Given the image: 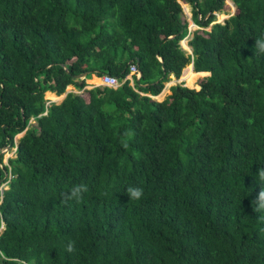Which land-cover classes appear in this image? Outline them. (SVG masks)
I'll return each instance as SVG.
<instances>
[{
    "label": "trees",
    "instance_id": "obj_1",
    "mask_svg": "<svg viewBox=\"0 0 264 264\" xmlns=\"http://www.w3.org/2000/svg\"><path fill=\"white\" fill-rule=\"evenodd\" d=\"M229 1L0 0V264H264V212L250 203L264 167V0ZM181 3L201 28L192 56ZM132 64L143 94L181 72L190 84L161 102L128 81L86 89ZM68 86L47 106L45 92ZM3 148H15L5 164ZM80 184L82 200L65 203Z\"/></svg>",
    "mask_w": 264,
    "mask_h": 264
},
{
    "label": "clouds",
    "instance_id": "obj_2",
    "mask_svg": "<svg viewBox=\"0 0 264 264\" xmlns=\"http://www.w3.org/2000/svg\"><path fill=\"white\" fill-rule=\"evenodd\" d=\"M230 6H232V4ZM192 24H194L193 21H192ZM195 31H193V33ZM193 33H192V36H193ZM183 40H185V37ZM254 49H255V51L259 52L260 54H264V38L255 40ZM144 96H147V97H150L151 99H154L153 98L154 96L152 97L151 95H148V94H144ZM51 103H53V102H51ZM126 135H128V134H126ZM124 146L127 147V144L125 143ZM8 149H10V148H8ZM257 178L260 182L259 185L261 186V188H260V191L255 194L254 198L251 200L250 203H251L252 210L254 212H264V167H262L258 170ZM85 192H87V186L86 185H84V184L75 185L68 192L62 193V198H63V201L65 203H68L70 201L79 202L80 200H82L83 194ZM127 196L129 197L130 200H133V201L140 200L143 196V189L136 188V187H129L127 189ZM5 230H6V224L3 221V219L0 218V232H3ZM74 250H75V242L69 241L66 245V251L68 253H72ZM0 256H3V253H0ZM16 264H25V262L23 260H19L16 262Z\"/></svg>",
    "mask_w": 264,
    "mask_h": 264
},
{
    "label": "rangeland",
    "instance_id": "obj_3",
    "mask_svg": "<svg viewBox=\"0 0 264 264\" xmlns=\"http://www.w3.org/2000/svg\"><path fill=\"white\" fill-rule=\"evenodd\" d=\"M179 3H180V1H179ZM226 4H228L229 6L232 4L230 1H228V0H226V2H225ZM181 5H182V9H183V13H184V16H185V19H186V21H187V24H188V27H190L191 26V23H192V12H191V7L188 5H185V4H182L181 3ZM185 8L187 9V10H185ZM232 9L230 8L229 9V11L227 12V13H216L215 14V22L214 23H220V24H223L224 23V21L226 20V19H228V17H230L231 15H232ZM219 15H224V17H223V19L221 20V21H219L218 20V17H219ZM193 27H191V29H192ZM201 28H198V29H196V30H200ZM207 30H209V27L208 28H206ZM193 30V29H192ZM191 38H192V35L191 36H189L188 37V40H182L181 42H180V47H181V49L183 50V49H186L187 48V46H189L188 45V43H189V41L191 40ZM182 43H184L185 45H186V47H183V45H182ZM190 65V64H189ZM191 66V65H190ZM189 66V67H190ZM181 75H182V72H181ZM181 75H180V77H179V79H176L174 76H171L170 77V80L168 81V82H165L164 83V86H163V89H162V91H161V93L158 95V96H152L156 101H158V102H161V101H163L166 97H168L170 94H171V91H170V88L171 87H173V86H176V85H179V84H182L184 87H186V86H188L189 84H187V85H185V83H184V81L182 80H180V78H181ZM206 76V74L205 75H200V76H198L197 77V79H196V81H195V86H197L196 88H194V89H198V82H199V80L200 79H202L203 77H205ZM137 79V78H136ZM91 80V78L90 79H87L86 80V84H87V86L88 87H90V88H86L87 90L88 89H91L92 87H94V86H96L97 85V83L96 84H90L89 83V81ZM192 82V81H191ZM187 88H189V87H187ZM193 89V88H192ZM77 93V90L73 87V86H69V88L67 89H65V91H64V93L63 94H61V95H58V97H60L59 98V100H57V101H52V100H50L49 99V96H50V94L49 93H47L46 94V92L44 93V100L46 101V104L48 105V104H50L51 102H53V103H59L64 97H65V95L67 94V93ZM57 96V95H56ZM34 126V121L33 120H31L30 121V126H29V128H31V127H33ZM21 137V134L20 135H17V136H15V139H14V141H18V139ZM3 156H2V159H3V163L5 164L6 162H7V160L9 159V158H13L14 157V155H15V151L14 150H12V149H8V148H3ZM1 186H0V190H1Z\"/></svg>",
    "mask_w": 264,
    "mask_h": 264
},
{
    "label": "built area",
    "instance_id": "obj_4",
    "mask_svg": "<svg viewBox=\"0 0 264 264\" xmlns=\"http://www.w3.org/2000/svg\"><path fill=\"white\" fill-rule=\"evenodd\" d=\"M179 1H181V0H177V2H179ZM191 27H193L192 28L193 30L191 29ZM198 28H199L198 26L191 23V26L188 27V32H187V35L185 37V40H188V37L191 36L193 31H195ZM134 75H136L137 79L140 78V72L138 71L137 65L132 64L129 67L128 75L122 81H119L117 78H115L113 76L101 75L100 77H98V85H96L94 87L101 86V87H108V88L116 89V88L120 87L122 84H124L126 81H128L129 86L132 87L135 92L139 93L141 96H144V94L138 92L134 88V80L132 78ZM47 106H49V104ZM12 150L15 151V148ZM1 153L3 154V151H1Z\"/></svg>",
    "mask_w": 264,
    "mask_h": 264
},
{
    "label": "crops",
    "instance_id": "obj_5",
    "mask_svg": "<svg viewBox=\"0 0 264 264\" xmlns=\"http://www.w3.org/2000/svg\"><path fill=\"white\" fill-rule=\"evenodd\" d=\"M185 5H187L188 6V4H185ZM183 51L185 52V54L188 56V55H190V56H192V50H191V48L189 47V46H187V48L186 49H183ZM190 65H191V68H192V70H193V59H191V62H190ZM190 68V67H189ZM194 72V71H193ZM200 73H202V72H200ZM91 80L93 79V78H96L97 80H98V77L97 76H95L94 74L93 75H91ZM90 82V81H89ZM91 84V83H90ZM97 85H98V83H97ZM193 85V84H192ZM191 86V85H190ZM69 87V86H68ZM86 88H90V87H88V86H86ZM48 93H50V94H54V95H56L55 93H51V92H48Z\"/></svg>",
    "mask_w": 264,
    "mask_h": 264
},
{
    "label": "water",
    "instance_id": "obj_6",
    "mask_svg": "<svg viewBox=\"0 0 264 264\" xmlns=\"http://www.w3.org/2000/svg\"><path fill=\"white\" fill-rule=\"evenodd\" d=\"M160 61H161V60H160ZM136 62H137V65H138L139 61L136 60ZM64 69L66 70V68H64ZM66 71H67V70H66ZM87 75H88V73L86 72V73H82V74H79V75L73 76V78H74L75 80H82V79H84ZM140 76H141V73H140Z\"/></svg>",
    "mask_w": 264,
    "mask_h": 264
},
{
    "label": "bare ground",
    "instance_id": "obj_7",
    "mask_svg": "<svg viewBox=\"0 0 264 264\" xmlns=\"http://www.w3.org/2000/svg\"><path fill=\"white\" fill-rule=\"evenodd\" d=\"M220 21V20H219ZM189 86V85H188ZM50 95H52V94H50ZM54 95V94H53ZM56 96V95H55Z\"/></svg>",
    "mask_w": 264,
    "mask_h": 264
}]
</instances>
